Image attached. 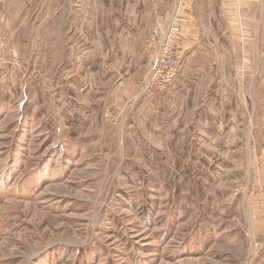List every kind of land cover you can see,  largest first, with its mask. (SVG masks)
<instances>
[{
	"label": "rangeland",
	"instance_id": "374dc122",
	"mask_svg": "<svg viewBox=\"0 0 264 264\" xmlns=\"http://www.w3.org/2000/svg\"><path fill=\"white\" fill-rule=\"evenodd\" d=\"M0 264H264V0H0Z\"/></svg>",
	"mask_w": 264,
	"mask_h": 264
},
{
	"label": "built area",
	"instance_id": "2783aa9c",
	"mask_svg": "<svg viewBox=\"0 0 264 264\" xmlns=\"http://www.w3.org/2000/svg\"><path fill=\"white\" fill-rule=\"evenodd\" d=\"M171 31L179 32V28L176 24L172 25ZM156 56L157 62L155 61V67L152 69V79L149 82L150 84H148L149 87L151 86L152 81H155L158 78H161V80L164 81L172 80L176 77V73L179 69V60L173 58L170 51L164 50Z\"/></svg>",
	"mask_w": 264,
	"mask_h": 264
},
{
	"label": "bare ground",
	"instance_id": "6f19581e",
	"mask_svg": "<svg viewBox=\"0 0 264 264\" xmlns=\"http://www.w3.org/2000/svg\"><path fill=\"white\" fill-rule=\"evenodd\" d=\"M171 30V29H170Z\"/></svg>",
	"mask_w": 264,
	"mask_h": 264
}]
</instances>
